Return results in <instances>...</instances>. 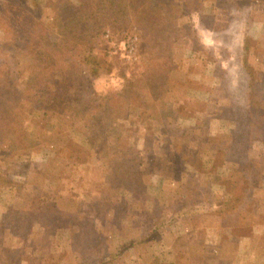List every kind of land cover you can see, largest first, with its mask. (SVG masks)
I'll return each instance as SVG.
<instances>
[{"label": "rangeland", "instance_id": "obj_1", "mask_svg": "<svg viewBox=\"0 0 264 264\" xmlns=\"http://www.w3.org/2000/svg\"><path fill=\"white\" fill-rule=\"evenodd\" d=\"M0 1H9L13 10L39 9L50 36L59 30L54 24L59 13L71 26L82 25V13L88 11L93 18L87 44H82L93 46L112 63V69L97 78L73 66L69 73L76 70L78 76L72 87L60 89L48 82L34 91L26 83L33 56L20 50L8 27L0 28V47L3 42L8 51L22 56L19 71L25 82L17 90L23 96L16 128L29 135L21 143L12 136L0 142V264H91L100 259H111L110 264H192L193 259L194 264H264V242L250 243L246 238L251 227L239 229L235 214L226 220L229 232L211 216L196 227L193 218L184 215L146 244L125 251L120 245L122 236L137 235L151 225L157 204L167 202L181 181L191 182L194 198L201 197L198 172L211 170L233 183L245 174L257 175L254 168L230 166L227 158L232 137L241 136L237 121L246 120L239 106L245 104L248 68H254L256 80H264V69L255 68L253 55L240 51L239 44L233 53L229 49L235 33L252 36V22L244 11L236 12L240 22L233 29H221L224 23L218 27L207 19L215 31L186 40L185 29L179 28L196 14L177 16L205 1H163L169 11L164 19L175 17L176 26L165 20L159 26L149 22L151 14L143 17L134 0ZM94 1L101 2L95 11ZM80 3L85 7L79 12ZM244 3L251 0L237 1ZM211 34L215 44L208 47ZM254 42L251 38L245 46L259 51ZM131 43L136 45L132 54ZM38 49L53 51L47 43ZM72 51L67 56L70 65L77 58ZM263 84L256 83L260 95ZM87 113L98 114L93 127L100 136L93 135L95 143L87 141ZM260 147L254 141L250 154H264L257 151ZM126 154L130 158L119 160ZM256 193L264 211V179ZM190 232L194 240L204 241L203 248L194 242L182 244L179 237L187 239Z\"/></svg>", "mask_w": 264, "mask_h": 264}, {"label": "trees", "instance_id": "obj_2", "mask_svg": "<svg viewBox=\"0 0 264 264\" xmlns=\"http://www.w3.org/2000/svg\"><path fill=\"white\" fill-rule=\"evenodd\" d=\"M134 1L138 3L136 7L140 10L143 17H147L151 14L149 17L153 18L149 22L159 26V24L163 23L165 20L164 15L169 12L167 11L168 7L166 3H163V1L171 0ZM237 1L239 0H215V3L236 9L237 11L240 10L245 12L249 3L246 5L245 2V5H240L237 4ZM103 2L102 6H105L107 1ZM91 5L94 7L95 11V8L101 7V2L94 1L91 2ZM128 5L134 6V3L128 1ZM198 5H201V3ZM84 7L85 5L80 3L78 7L76 6V9L80 12ZM189 7L190 8L187 9V11L180 13L177 17H185V15L189 16L196 11L200 13L202 9V5L192 10V6ZM37 8H39V5H37ZM39 13V9L38 11L35 10V12L21 8L13 10V6L9 1H0V28L8 27L10 31L8 35H14L13 40L16 45L18 44L20 50L28 51L33 56V63L31 65L32 72L28 79H26V83L30 86L31 90H40L48 82L60 87V89L72 87L78 76L76 70L72 74L69 73L70 68L73 66L78 69L79 66H81L80 68L86 71L89 77L92 78H97L102 73L112 69V63L105 54L96 53L91 45H83L87 44V33L90 31L92 23V20L89 22V19L93 18L88 11L82 13V25L75 23L71 26L67 21H63V14L59 13L55 17L56 20L54 22L59 30L58 32L53 33L52 36L46 31V23ZM162 16L164 17L161 18ZM84 17L86 18L85 20ZM174 18L175 17H169L165 21L171 22V24L176 26L177 22L174 21ZM189 21L190 22L188 23H184L179 30L185 29L186 34L184 39L194 40L196 36H200V34L197 31L195 21L191 19ZM67 29L70 30L68 31ZM60 30H66L67 34L61 33ZM81 31H83L84 34L81 33L80 35ZM66 35H68V39L65 38ZM171 38H173L172 35ZM251 38L253 37L247 35L245 39L246 41H249ZM72 40L75 43L77 42L78 45L75 46L72 43ZM69 42L71 44H69ZM41 43H47L52 46L53 51L44 53L41 52L40 49L37 50ZM73 49H75V52L72 51L73 56H75L73 58H77L75 64L70 65L67 56L70 54L68 51ZM21 60V55H16L15 53L10 52V50L8 51V47L2 42V46L0 47V142L8 140L9 136H12L17 142L21 139L25 142L27 141V138H29L28 133L22 130L20 131V128H16L19 123L17 109L22 100L21 96H23V93L20 94L17 90H19V84L25 82L20 78L19 68ZM253 69L254 68H248L249 71L246 72L249 73L248 75L250 78L247 84L248 91L246 93L245 104L239 106L241 115L247 121L242 118L241 119L244 123L237 121L236 131H238L241 136L232 137L233 139L230 143L229 155L227 158L228 164L235 168H254L257 172L256 177L242 176L238 182L233 183L229 180L218 179L211 170H204L202 173L197 170L199 173L197 176L200 193L202 192L203 198L201 196L195 199L193 196L195 191L192 183H189L188 180L181 181L178 189L171 194L170 199L167 202L161 200L162 203L157 204L152 213V223L147 229L142 230L139 234L134 236H122L120 245L123 247L124 251L135 247L138 244H146L151 240L150 238L157 237L163 233L169 225L184 215H190L193 218L196 227L202 223L203 218L208 219L209 216L212 217L211 219L213 221L218 220L219 222L223 216L235 214L238 216L240 224L244 226L254 225L261 221L262 216H264V211L261 200L256 193V189L261 186L264 179V164H262L264 154L260 156L255 154L251 155L249 145H252L254 141H261L264 143V95L257 93L256 76L255 73H253V75L251 73L252 71H255ZM61 79L63 81H60ZM68 90H65L66 94H70ZM56 98L58 99V97ZM106 98L108 99L110 96L107 95ZM70 102L78 104V99L71 98ZM102 108L103 107L101 106V109ZM103 112L106 113V110ZM87 114L83 116L84 127L89 128L91 134V138L90 136H87V141L95 143L93 135H95V137L100 136V130H98V127H93L98 114H95L96 117L94 115L92 116V114ZM3 123L6 124L8 131H5ZM18 132L20 133L21 138H19L18 135L16 136ZM123 158H130V155L126 154L124 157L119 158V160L123 161ZM117 160L118 157L114 159V162L116 163ZM223 164H225V162H222L221 165ZM115 170L118 172L120 169L117 167ZM119 175L122 176L119 181L123 182L124 173L121 172ZM116 179H118V175ZM217 184L224 186L226 192L225 199L214 200L211 198L213 187ZM157 207L160 208L157 209ZM187 236L188 235H183L182 237H179V239H184L181 241L182 244L194 242L203 248L204 241L198 239L194 240L192 232L189 234L190 237L185 239ZM179 249H182V247ZM184 250H188L187 252H189L188 248ZM118 254L119 253H116L112 256L116 257ZM194 260L195 259H193L192 264H194ZM110 263L111 259H100L91 264ZM79 264L85 263L80 262Z\"/></svg>", "mask_w": 264, "mask_h": 264}, {"label": "crops", "instance_id": "obj_3", "mask_svg": "<svg viewBox=\"0 0 264 264\" xmlns=\"http://www.w3.org/2000/svg\"><path fill=\"white\" fill-rule=\"evenodd\" d=\"M205 1L204 5L202 6V9L200 11V13H198L197 11L195 12L196 17L193 18V20L196 23V28L198 33L203 36V35H207L206 32H214L215 27L209 26L205 23V20L210 19L212 20L214 23L217 22L218 27L220 23H224V26H222L221 29H233V27L237 24L238 18L236 15L240 14L239 11H237L236 9H232L230 7L227 6H223V5H219L217 3H215V0H202ZM235 1V0H234ZM237 12V14H236ZM245 13L249 16L248 19H251L250 21L252 22V27H253V33L249 32L250 35L253 36V40L255 41L254 43L256 44L255 46L259 47V51L251 48V47H247L245 46V42H246V36L248 35V33L245 34H241L242 32H240V34H236L233 36V41H235L236 39H238V42L234 44V42L232 41V43L230 44L229 42V49L230 52L233 53L234 52V46H237L239 44V50L240 51H244V52H249V54L255 58L254 62H255V68H260V69H264V65L261 64V62H263L264 60V0H255V1H251V4H249V6L246 8ZM236 14V15H235ZM240 22V21H239ZM239 25V24H238ZM217 27V26H216ZM226 27V28H225ZM205 32V33H204ZM210 37H214L212 34L207 36V38ZM207 44L210 46H214L215 41L214 38H212V42L209 43L207 42ZM213 44V45H212ZM218 44V43H216ZM249 48V49H248ZM256 48V47H255ZM262 53V58H260V55ZM263 59V60H262ZM258 62H260L259 64H257ZM259 84L260 83H264V80H258ZM233 84V82H232ZM264 85V84H263ZM261 143V147L260 149H257V151L264 153V143L261 141H255L256 143ZM262 155V153L257 154V156ZM256 172V171H255ZM255 174V173H254ZM247 174L243 175L246 176ZM249 177H256V176H249ZM223 188H219L220 192L216 190H214L213 187V193L211 198L215 199H225L226 198V192L224 189V186L222 185ZM200 191V187L198 189ZM202 198H203V194H201ZM200 198V199H202ZM232 215H226L223 216L222 219L220 220L221 223H223L224 225L221 224V227L225 228V227H229V225L226 224V220L231 217ZM237 225L239 229H245L248 227H251V233L248 238V241L250 243L255 244V246H257L258 244H261L264 242V221L260 222L258 224L255 225H248V226H244L241 225L239 222V218L237 217ZM225 232H229L227 228H225L224 230ZM223 236V235H222ZM244 239V237H243Z\"/></svg>", "mask_w": 264, "mask_h": 264}, {"label": "built area", "instance_id": "obj_4", "mask_svg": "<svg viewBox=\"0 0 264 264\" xmlns=\"http://www.w3.org/2000/svg\"><path fill=\"white\" fill-rule=\"evenodd\" d=\"M135 50H136V45H135V43H131V44L129 45V53L132 54V53H134Z\"/></svg>", "mask_w": 264, "mask_h": 264}]
</instances>
